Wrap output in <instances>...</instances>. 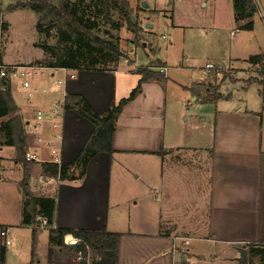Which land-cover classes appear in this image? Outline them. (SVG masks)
Here are the masks:
<instances>
[{
  "label": "crops",
  "instance_id": "obj_1",
  "mask_svg": "<svg viewBox=\"0 0 264 264\" xmlns=\"http://www.w3.org/2000/svg\"><path fill=\"white\" fill-rule=\"evenodd\" d=\"M135 70L122 71L121 64L106 72L41 68L35 74L40 79L34 83V98L29 93L24 100L11 88L24 124L26 151L37 153L44 161L28 163L27 176L23 164L16 162L17 150L0 135V169L7 176L0 174L2 192L8 198L12 188L18 203L11 219L0 220V232L8 230L9 240L13 235L21 238L12 250L5 240L0 242V251L5 248V264H63L70 260L65 255L69 238L65 247H59L51 239L50 229L23 224L25 188L35 198L54 200L52 229L106 230L119 235L118 264H220L215 260L236 264L238 248L264 246V110L255 84L242 86L236 93L239 96L227 93L216 102H205L206 83H199L191 88H198V95L192 92L191 96L197 100L192 104L191 99L189 108L184 107L185 125L179 127L177 106L168 101L164 84L144 83L141 94L117 120L111 156L97 154L78 180L63 181L43 172L42 164L52 160L46 141L59 131L48 123L35 130L36 113L51 110L66 96H79L103 116L114 102L127 98L136 88L140 76ZM118 75L134 76L136 86H127V94L118 95L127 84L123 78L118 84ZM63 117L62 145L52 144L60 150L63 165H72L94 127L73 110H65ZM7 120L0 119V123ZM116 155L135 156L146 169L139 174L134 168L132 174L137 175L131 181L124 170L115 177V216L110 214V200ZM3 159L20 166L10 168L12 174L17 172L16 177L2 167ZM72 170L78 176L80 170ZM126 200H131L128 210H140L135 228L129 226L131 212H127ZM185 240L190 241L188 246Z\"/></svg>",
  "mask_w": 264,
  "mask_h": 264
},
{
  "label": "rangeland",
  "instance_id": "obj_2",
  "mask_svg": "<svg viewBox=\"0 0 264 264\" xmlns=\"http://www.w3.org/2000/svg\"><path fill=\"white\" fill-rule=\"evenodd\" d=\"M128 1L132 19L141 25L144 33H141L136 41L128 30L124 19L117 12H113L111 17L123 27L120 30H114L109 24H101L96 34L121 49L123 57L119 63L111 62L107 65L102 62L99 66L104 65L109 69H114L121 64L122 71L147 68L152 71L164 72L166 79L158 84H164L168 101L177 106L179 127L185 125V116H181L184 113V107L188 106L189 108L190 100L192 99V104H194L196 99V97L195 99L191 97L192 87L199 83H206L204 87H208L210 93L217 86H221L222 94L232 93L239 96L236 94L237 91L241 92L242 86H246V82L255 76L249 66L248 59L256 54H264V0H260L261 11L257 9L251 19L243 22H236L234 19L233 0ZM14 3L12 0H0V62L23 66L47 65L51 61V54L42 49V45L55 48L56 29H52L48 37H42L36 29L38 16L35 13L29 9L7 11ZM249 22H253V29H244L243 27ZM105 32L107 33L104 34ZM158 62L166 64V71L158 67ZM209 63L219 68V74L216 73L217 70L208 71L206 69V65ZM122 78L126 79L127 84L122 91L118 90V95L123 92V94H127L125 93L127 86H132V88L136 86L134 76L118 75V84ZM39 79V75H31L25 79L18 78L10 85L13 92L26 100V97L29 99V93L33 98L36 96L33 93L34 83ZM24 80L28 81L29 88L23 87ZM234 85H237L238 88L235 89ZM58 87V85L54 86L57 89ZM199 88L204 89L203 87ZM252 93L254 95V90ZM37 97H39L38 94ZM256 101L259 102L257 97ZM3 166L11 174V167H20L6 159L2 160ZM134 168L140 172L139 174L146 169L144 165L138 163V158L135 156H115L112 162L113 172H111V215L113 213L116 216L118 212L117 206H114L113 197L115 177H118L120 171L124 170L131 181L133 176L137 175L132 174ZM0 174L2 177L3 175L5 178L7 177L1 169ZM17 175V172H14L12 176H8L14 178ZM140 178L143 180L142 175ZM0 185V220H9L15 215V207L18 204L15 197L17 196L13 195V189L10 188L9 191L12 195L7 198L2 192L4 184L0 182ZM116 189L118 188L116 187ZM125 202L127 212H131V225L129 226L135 228L137 225L134 222L140 216V210L133 208L128 210L131 200ZM20 239L14 235L11 236L12 246H7L8 249L17 248L20 245ZM0 242L3 243L4 239L0 238ZM23 249L26 250L27 245L23 244ZM65 255L69 257V261H72L73 252L65 251ZM215 263L234 264V262L226 263L222 260H215ZM240 263L239 260L236 261V264ZM246 264L264 263L258 258L250 259L248 257Z\"/></svg>",
  "mask_w": 264,
  "mask_h": 264
},
{
  "label": "trees",
  "instance_id": "obj_3",
  "mask_svg": "<svg viewBox=\"0 0 264 264\" xmlns=\"http://www.w3.org/2000/svg\"><path fill=\"white\" fill-rule=\"evenodd\" d=\"M15 3L7 11L29 9L38 16L37 32L42 37H48L52 29H56L57 42L55 48L45 47L42 49L51 54V61L47 65H35L40 68L87 70L106 72L105 64L119 63L123 57L118 47L96 34L101 24H109L114 30H120L123 25L117 23L111 17L117 12L123 19L128 30L137 41L143 32V28L133 21L128 0H12ZM234 19L243 22L251 19L257 12L253 0H233ZM247 30L253 29V22L243 27ZM105 32L104 34H106ZM251 70L255 76L248 80L245 87L255 84L260 88V98L264 110V54L253 55L248 59ZM159 68L164 69L166 65L158 62ZM115 69V68H114ZM140 76L139 82L127 98L114 102L107 113L103 116L97 114L91 106L79 96H66L64 109L76 111L80 116L92 123L94 129L84 145L76 162L72 165L62 167L52 163H43L42 169L45 174H50L59 180H78L85 175L88 163L100 153L110 156L114 153L113 138L116 131V123L123 113L124 108L134 101L142 92V86L147 82H162L166 79L164 72L152 71L147 68L135 70ZM206 88L205 102H216L222 98L221 86L210 93ZM195 92H194V91ZM192 92L198 95L197 88ZM200 95V94H199ZM18 108L12 97L10 83L0 80V119L8 118L0 123V135L5 139V144L14 147L16 151V162L22 163L28 176L25 161L27 148L24 124L17 115ZM72 168L80 170L78 176L71 172ZM73 171V170H72ZM71 173V174H69ZM25 186V185H24ZM25 201L23 204V224L38 226V216L45 217L50 229L51 238L57 240L59 247H65L64 241L69 238L68 249L71 252L85 250L87 247L96 259L92 264H118L119 235L102 231H73L52 229V219L55 202L52 199L35 198L27 188L24 189ZM39 228H36V230ZM248 257L258 258L264 263V246L246 245ZM5 248L0 251V264H5ZM29 264H34L31 262ZM63 264H73L71 261Z\"/></svg>",
  "mask_w": 264,
  "mask_h": 264
},
{
  "label": "built area",
  "instance_id": "obj_4",
  "mask_svg": "<svg viewBox=\"0 0 264 264\" xmlns=\"http://www.w3.org/2000/svg\"><path fill=\"white\" fill-rule=\"evenodd\" d=\"M254 4L256 5V8L261 11V4L260 0H253ZM263 11V10H262ZM264 18V17H263ZM233 35V33H232ZM41 69L40 67L36 66H23V65H9L6 63L0 62V80L7 82V83H13L14 80L18 78H26L27 76L35 75L37 70ZM206 69L208 71H216L217 74H219V68L215 67L213 64L209 63L206 65ZM73 77V76H72ZM24 88H29V83L27 80H24L22 83ZM65 109H64V99L60 103H56L49 111H38L36 113V127L35 130L45 124L48 123L51 125L53 129H57L59 131L58 134L54 135L52 140L46 141V144L49 147L50 155L52 156V160H45V162L56 164L59 167L63 166V159L61 158V152L60 150L55 147L53 142H56L60 145H62L63 142V136H62V130L64 126L63 121V115H64ZM42 142V140H39ZM25 161L27 163L30 162H40L44 161L41 160L39 155L37 153H30L26 152L25 154ZM37 221L39 223L38 226H35L39 229H48V220L43 216H38ZM9 237V231L8 230H1L0 232V238H3L5 240L6 246H9L11 244V241L8 239ZM184 245L188 246L190 244V241L185 240ZM96 259L93 257L92 252L87 247V249L78 250L74 252L72 263L73 264H92Z\"/></svg>",
  "mask_w": 264,
  "mask_h": 264
},
{
  "label": "water",
  "instance_id": "obj_5",
  "mask_svg": "<svg viewBox=\"0 0 264 264\" xmlns=\"http://www.w3.org/2000/svg\"><path fill=\"white\" fill-rule=\"evenodd\" d=\"M144 6H145V4H144ZM238 252L240 254V259H239V262H241L240 264H246L247 261H248V252H247V250L244 247H240V248H238Z\"/></svg>",
  "mask_w": 264,
  "mask_h": 264
}]
</instances>
